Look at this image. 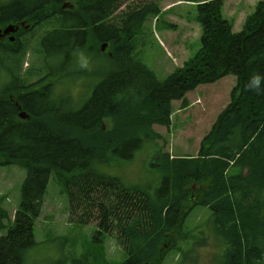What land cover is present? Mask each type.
Segmentation results:
<instances>
[{"label": "trees", "instance_id": "1", "mask_svg": "<svg viewBox=\"0 0 264 264\" xmlns=\"http://www.w3.org/2000/svg\"><path fill=\"white\" fill-rule=\"evenodd\" d=\"M125 1L0 3V29L29 27L15 34L14 44L0 40V167L25 173L12 221L0 204V264H24L50 179L67 195L71 220L95 224L98 242L110 235L125 247L121 264H163L189 205L212 214L214 234L225 244L222 264H264V0L237 33L223 16L222 0H179L196 7L200 48L163 81L132 56V30L125 26L130 18V26L143 22L151 10L116 18ZM48 21L58 26L37 42L42 65L24 71L21 38ZM102 44L109 73L76 110L53 86L66 74L78 76L70 68L88 51L101 52ZM228 76L236 87L197 156L163 154L153 126L167 129L174 102L185 108L188 93ZM255 76L261 77L259 90L249 87ZM34 78L37 93H31ZM19 113L29 119L20 121ZM145 143L158 160L161 183L153 196L106 173L111 164L132 160ZM91 257L68 264H91Z\"/></svg>", "mask_w": 264, "mask_h": 264}, {"label": "rangeland", "instance_id": "2", "mask_svg": "<svg viewBox=\"0 0 264 264\" xmlns=\"http://www.w3.org/2000/svg\"><path fill=\"white\" fill-rule=\"evenodd\" d=\"M8 1L0 0L2 3ZM259 1L222 0L223 16L230 22L232 32L241 30L243 18L253 12ZM141 7L151 11L143 22L130 26L132 19L126 20L127 17L124 18L122 14L137 11ZM115 17L126 20L125 26L132 30V56L151 71L158 81H163L182 68L200 48L201 29L194 4L179 0H128L122 4ZM57 26V22L48 21L21 38V44L26 45L22 62L24 71L30 66L42 65L37 53V42ZM98 53L90 50L81 55L77 67L70 68L78 71L79 75L66 74L61 79L62 85L53 86L55 95L67 93L70 96L76 110L91 97L94 87L109 73V63L103 55L109 53L107 44ZM82 63L87 66L81 67ZM34 81L35 78L31 82ZM235 87L236 78L228 76L191 92L186 97L185 108L179 102H174V115L169 127L153 126V130L163 139L155 142L162 148V153L171 157H196L201 141L210 133L217 116L229 104ZM135 153L132 160L111 164L106 168V173L121 179L126 185L143 186L153 196L161 183L154 146L145 143ZM24 177V171L18 167H0V204L10 221L19 205ZM188 207L189 215L180 234H173L175 243L171 245L173 248L168 247L163 264H222L225 244L214 234L212 214L205 208ZM68 208L67 195L63 193L62 187L50 179L41 214L34 225L35 245L27 250L24 264H68L83 255H92L91 264H121L125 260L124 246H117L110 235L98 242L96 225L77 224L71 220ZM4 234L5 231H0V236Z\"/></svg>", "mask_w": 264, "mask_h": 264}, {"label": "water", "instance_id": "3", "mask_svg": "<svg viewBox=\"0 0 264 264\" xmlns=\"http://www.w3.org/2000/svg\"><path fill=\"white\" fill-rule=\"evenodd\" d=\"M66 7L63 6V9H65ZM20 27L22 28H27L25 27V25L22 23L20 25ZM19 26H7L6 28H4L3 30H0V38L3 37H9L10 42L12 43L14 41V38L12 37L20 28ZM106 45H102L101 46V50H103L105 48ZM19 119L20 120H26L27 119V115L25 114H20L19 115ZM193 190H195V188H192Z\"/></svg>", "mask_w": 264, "mask_h": 264}, {"label": "flooded vegetation", "instance_id": "4", "mask_svg": "<svg viewBox=\"0 0 264 264\" xmlns=\"http://www.w3.org/2000/svg\"><path fill=\"white\" fill-rule=\"evenodd\" d=\"M15 37V36H14ZM0 40H2V42H5V41H9V39L7 37H3V38H0ZM15 41H16V38H15ZM15 43V42H14ZM12 43V44H14ZM30 85L32 86L31 87V93H37L38 91V87L39 85L36 83V81L34 82H31ZM8 99L9 101H15L11 95L8 96ZM18 109V108H17ZM18 118H19V114H18ZM28 120V118L26 119V121Z\"/></svg>", "mask_w": 264, "mask_h": 264}, {"label": "clouds", "instance_id": "5", "mask_svg": "<svg viewBox=\"0 0 264 264\" xmlns=\"http://www.w3.org/2000/svg\"><path fill=\"white\" fill-rule=\"evenodd\" d=\"M86 63H82L81 67H86ZM261 83V77L255 76L251 79L249 87L252 88L253 90H259V85Z\"/></svg>", "mask_w": 264, "mask_h": 264}, {"label": "crops", "instance_id": "6", "mask_svg": "<svg viewBox=\"0 0 264 264\" xmlns=\"http://www.w3.org/2000/svg\"><path fill=\"white\" fill-rule=\"evenodd\" d=\"M223 11H224V7H223ZM236 19V18H235ZM243 19H245V18H243ZM189 95V94H188ZM186 97H187V95H186Z\"/></svg>", "mask_w": 264, "mask_h": 264}]
</instances>
